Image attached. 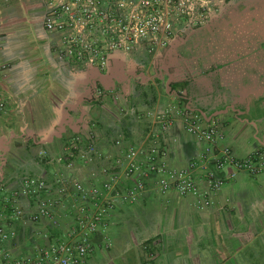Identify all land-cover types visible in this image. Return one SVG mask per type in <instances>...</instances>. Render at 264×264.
<instances>
[{
    "label": "built area",
    "instance_id": "2783aa9c",
    "mask_svg": "<svg viewBox=\"0 0 264 264\" xmlns=\"http://www.w3.org/2000/svg\"><path fill=\"white\" fill-rule=\"evenodd\" d=\"M22 0H0V14ZM231 0H36L41 10L40 20L51 35L53 51L67 67L85 76L108 77L113 56L130 58L142 43L150 50L171 46L177 42L179 28H205L222 19V11ZM9 63L0 59V120L16 104L8 84ZM101 101L120 105L121 90L117 86L97 88ZM121 112H124L122 109ZM152 130L147 136L151 143L130 146L127 151H103L96 145L99 134L86 135L90 141L86 151H67V168L89 169L86 180L62 173L56 174L58 185L53 195L37 197L38 209L29 215L32 223L48 221L56 227L66 225L63 234L39 245L31 257H16L9 248L15 233L10 220L24 216L20 199L47 191L50 187L41 179L27 178L18 190L0 195V264H87L100 248L112 246L109 220L127 206H133L149 189L160 195L175 192L179 197L192 196L200 210L215 205L228 180L237 173L254 178L264 174V150L246 159L237 158L225 145L218 117L175 102L164 109L146 113ZM181 123L192 137L205 143L204 150L185 168L169 164L170 145L166 136ZM85 138L77 136L72 148L80 150ZM120 146V142L117 143ZM45 155V152H40ZM60 163V160H58ZM202 172L199 177L198 172ZM11 210L10 216L7 211ZM71 212L72 215H68ZM65 219L63 221V219ZM67 219V222H65ZM64 222V223H63Z\"/></svg>",
    "mask_w": 264,
    "mask_h": 264
},
{
    "label": "crops",
    "instance_id": "0c3cea01",
    "mask_svg": "<svg viewBox=\"0 0 264 264\" xmlns=\"http://www.w3.org/2000/svg\"><path fill=\"white\" fill-rule=\"evenodd\" d=\"M49 42V38L42 39L40 44L49 46ZM256 57L259 54L253 56V60ZM256 59L258 63L252 67L254 72L248 69L235 70L238 73L234 70L229 72V89L224 96L225 101L221 106L216 105L212 114L218 117L219 128L225 136L224 144L239 159H246L256 151L264 150V57ZM23 60L25 70L19 75L13 76L9 70L8 84L17 104L9 113L14 112L15 123L18 128H23V133L17 136L12 130V137L33 142L31 151L35 153L54 151L61 140L88 127L85 108L90 104L89 99L81 97L74 101L77 93L85 95V86L80 81L77 82L81 84L78 85L80 88L73 85L76 77L82 80L85 75L67 67L56 54L49 51V47L41 52L35 49ZM107 78L85 77L92 88L98 82L106 84ZM169 102L170 97L166 103L159 104L158 109H164ZM132 122L130 136L138 143L142 137L141 125L138 118ZM117 123L115 120L109 125L119 133L121 128ZM127 124L129 122L123 123L125 126ZM165 140L170 145L169 164L178 168L187 167L206 146L189 135L181 123H177ZM76 175L86 180L89 171L80 167ZM198 175L202 177V172L199 171ZM13 176L7 167L0 174L2 180L6 178L9 192L18 186V179L12 180ZM262 186L264 174L254 178L239 172L214 196L215 205L204 210L197 207L195 197H179L175 192L160 195L149 189L137 205L147 204L152 199L158 201L156 211L159 210V222L152 225L149 221L140 229L147 235L149 227L157 228L162 231L157 235L162 240L152 245H147V240H144L145 243L139 240L131 242L123 236L128 229L124 228L119 237L114 238L116 240L112 241L108 251L100 248L101 241L97 238L96 253L88 259L87 264H264L263 259L251 262L248 260L249 255L243 254L244 251H260L258 245L247 244L246 240H253L257 235L264 236V197L257 195ZM20 204L28 219L21 232L10 242L9 248L16 257H31L37 246L44 245L52 237L51 224L48 221L32 223L29 220V215L38 209L37 201L32 197L21 198ZM133 207L127 206L112 215L109 220L111 239L113 228L127 223L128 208ZM236 237L241 244L235 247L233 238ZM149 239L155 241L156 238Z\"/></svg>",
    "mask_w": 264,
    "mask_h": 264
},
{
    "label": "trees",
    "instance_id": "16d2710c",
    "mask_svg": "<svg viewBox=\"0 0 264 264\" xmlns=\"http://www.w3.org/2000/svg\"><path fill=\"white\" fill-rule=\"evenodd\" d=\"M222 15L223 17L220 21L209 27L202 28L191 41H188L191 47L185 46L177 49L178 53L189 62L192 69L202 76L210 78L211 84L209 87L201 90L194 89L193 79L190 78H175L167 85V96L170 97L169 103L173 102V97H175V102L180 107L187 105L193 110L206 113L207 117H212L215 111L214 107L216 105L221 106L225 101L224 96H226L225 94L229 89L227 86L229 72L234 70L235 73H238L235 70L244 71L245 69L254 72L252 67L258 63L256 58L264 57V1L231 0L227 7L223 9ZM258 54L259 57L253 60V56ZM159 81L160 78L154 82L144 83L143 81H139L140 88L144 89V92L139 96L140 98L136 101L134 97H129V103L127 105L120 104L119 107L118 105H112L109 101L102 102L101 98L95 95L96 89L93 87L89 102L98 107L108 103L117 114L122 116L117 123L121 131L117 133L111 125H105L99 119H90L87 121L88 127H85L84 131L73 133L70 138L61 140L58 148H55L54 151L45 150V155L41 156L40 153L31 151V146H34V144L33 142H29L30 147L26 148L25 151H18L17 155H13L6 164V167L15 175L12 177V180L18 179V186H16L15 190L21 188L20 185L25 179L35 178L45 181L50 187V193L44 191L35 194L31 196L34 200H37V197L45 199L53 195L58 187L56 183L57 172L62 173L65 177L74 178L77 176L76 171L82 166L81 161L77 158L78 155L74 154L75 157L73 159L77 160L78 167L74 169L67 168L64 160L65 157L70 156V152L67 151H86L90 141L85 137L92 131L99 134V140L96 145L103 151H127L130 146H139L140 142L145 141V146L149 147L151 140L147 136L152 130V123L146 116V113L156 110L160 104V94L157 85ZM116 83L119 82L116 81ZM116 83L115 86L118 87V91L120 90V86ZM105 87L108 86L100 82L97 83V88L104 90ZM122 109L126 114L121 112ZM129 112L132 113L128 114ZM137 118L140 122L142 133V137L138 143L131 138L129 132V128L133 124L132 120ZM124 122L125 124L129 122V124L125 126L123 125ZM79 135L85 138L84 144L81 145L80 150H74L71 143ZM118 142H120V146L117 145ZM58 160H60V163H58ZM86 170L89 171V169ZM5 181L6 178L2 180L0 177V195L12 192L8 191V184ZM6 213L7 216H10L11 210L9 209ZM67 213L68 215H72L71 212ZM27 219V215H24L20 220L9 221L10 228L14 231L15 237L21 232L23 224ZM65 222H67V219ZM65 228V224L61 227L51 224L50 232L52 237L50 241L55 238L57 239V237L59 238ZM263 239V235H257L253 240H246V243L258 245L259 241H264ZM153 242V239H149L146 241V244L152 245ZM233 244L236 247L241 242L236 237L233 238ZM251 253L249 251L243 252L244 255H251Z\"/></svg>",
    "mask_w": 264,
    "mask_h": 264
},
{
    "label": "rangeland",
    "instance_id": "374dc122",
    "mask_svg": "<svg viewBox=\"0 0 264 264\" xmlns=\"http://www.w3.org/2000/svg\"><path fill=\"white\" fill-rule=\"evenodd\" d=\"M41 14L40 7L36 0L14 2L10 5L7 12L0 14V59L8 63L11 62V66L9 67L11 68L10 74L13 76H17L25 70V62L23 59L28 53H33L35 49L41 52L42 50H47L49 47V51L55 54L53 52L51 35L44 31L45 29L40 20ZM201 29L202 28L191 29L181 27L179 28L177 42L171 46L169 45L165 48L152 51L146 43H142L130 58L113 56L110 59V72L108 78L105 80V85L111 87L115 85L116 81L119 82L116 84L120 86V104L122 105H127L129 103V97H134L136 101L140 98L139 96L144 92V89L140 88L139 85V81L142 80L144 83H147L150 81L154 82L156 79L160 78L157 84L160 94V105L167 101V85L172 79H193L194 89L197 90L209 87L211 84L210 78L202 76L192 69L189 62H187L177 50L179 47H191L188 41H191ZM46 35L49 36V46L40 44L42 39L48 40ZM75 73L76 72H74V74ZM85 77L90 78L91 76H84L82 80L76 77L78 80H76V78L73 80V85L75 87L80 88L78 85L81 84H77L78 81L82 82L85 86V95L81 96V93H77L74 101L79 100L81 97H86V99L89 100L91 98L92 86ZM85 109L87 111L86 121L90 119H99L103 124L109 125L111 122L115 120L118 121L122 117L120 114H117L108 103H105L101 107L90 103ZM12 113L14 112L9 113L0 120V174L4 173L6 164L13 155H17L18 151H21V149L25 150L27 146H31L27 141L24 142L20 139H16V137H12V130L16 136L23 133L22 126L18 128ZM131 113L132 112H129L128 114ZM257 195L264 197V186L257 191ZM157 202L158 201L155 199H152L150 202H147V204H142L141 206L136 204L133 208H128L127 223L115 229L113 228L112 241L116 240L114 238L119 237V233L124 228L128 229L126 235L124 234L123 236L131 242H133V240H139L138 242L145 243L146 240L153 237L156 238L154 242L162 240V237H157V235L162 233V231L160 232L157 228L151 229L149 227V230H147L149 233L147 235L141 232V229H143L144 225H147V222L150 221L152 225H156L159 222V210L156 211L159 207V203ZM137 229H139V231L135 232ZM133 232H135V235ZM158 238L160 239L158 240ZM263 245L264 241H259L258 246L260 247V251L252 252L251 255L249 254V261L254 262L258 259L264 260Z\"/></svg>",
    "mask_w": 264,
    "mask_h": 264
},
{
    "label": "flooded vegetation",
    "instance_id": "af4514ba",
    "mask_svg": "<svg viewBox=\"0 0 264 264\" xmlns=\"http://www.w3.org/2000/svg\"><path fill=\"white\" fill-rule=\"evenodd\" d=\"M264 20V19H263Z\"/></svg>",
    "mask_w": 264,
    "mask_h": 264
}]
</instances>
